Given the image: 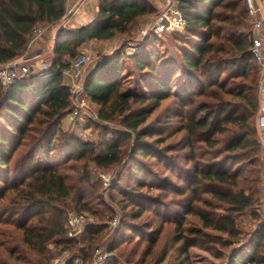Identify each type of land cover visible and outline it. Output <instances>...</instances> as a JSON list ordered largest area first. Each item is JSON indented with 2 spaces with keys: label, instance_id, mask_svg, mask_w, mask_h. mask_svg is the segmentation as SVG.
<instances>
[{
  "label": "trees",
  "instance_id": "obj_1",
  "mask_svg": "<svg viewBox=\"0 0 264 264\" xmlns=\"http://www.w3.org/2000/svg\"><path fill=\"white\" fill-rule=\"evenodd\" d=\"M177 1L186 26L172 28L169 34L175 56L165 58L160 37L154 36L132 56L117 51L89 72L85 91L99 106V117L105 122L119 120L126 130L102 125L98 142L65 131L62 122L73 104L63 70L89 41L130 37L156 12L151 0H99L92 21L56 34L47 69L8 88L0 83V223L22 231L23 243L39 253V263L45 261L50 242L74 243L66 228L70 210L102 215L93 206L102 195L90 179L92 164L103 170L118 166L125 170L131 159L134 186L116 184L118 203L130 208L132 220L149 216L150 211L154 220L161 216L155 228L154 221L122 225L123 235L134 232L148 241L136 263L147 264L169 222L173 255L166 248L151 264H192L193 247L217 252L215 245L229 247L230 239L243 235L235 215L256 209L261 188L257 140L261 71L252 52L256 33L246 0ZM66 3L0 0V64L19 57L38 26L61 20ZM127 61L137 76L125 79ZM127 80L130 85L124 88ZM174 124L170 132L169 125ZM180 133L178 140L169 142ZM139 159H155L169 174L161 175ZM141 189L162 196L178 191L187 198L173 206L179 210L171 217L162 210L172 206L138 192ZM224 204L227 214L217 217ZM189 216L199 225L185 227ZM103 228L92 225L86 233L95 240ZM208 229L229 240L222 241ZM262 263L264 222L229 252L225 264Z\"/></svg>",
  "mask_w": 264,
  "mask_h": 264
},
{
  "label": "rangeland",
  "instance_id": "obj_2",
  "mask_svg": "<svg viewBox=\"0 0 264 264\" xmlns=\"http://www.w3.org/2000/svg\"><path fill=\"white\" fill-rule=\"evenodd\" d=\"M157 0H151L153 6L156 9V12L149 16L146 20L142 21L137 28H135L133 34L130 37H126L125 39L121 37V35H117L116 37L106 40V41H95L91 44L89 48L83 49L80 48L81 52H87L91 56L90 63L84 68L83 73V80H82V88L79 89V91L76 93V96L73 94V80L64 74V79L66 83L70 87L71 91V98H72V104L73 109L71 113H69L62 122L63 129L71 134H74L82 139L85 140H91V141H99V138L102 137V125H108L112 128H118L123 129L120 124L119 120L108 122V121H102V119L99 117V106L92 101V99L86 94L85 91V84L86 80L88 78L89 72L91 69L101 60L106 58L107 56L111 55L112 53L119 52L122 56H132L133 54L141 51V49L144 47L146 42L153 39L154 36H159L160 38V48L162 52L164 51L163 55L165 58L173 57L175 56V48L173 44L170 42V36L169 34L172 32V28L168 27L163 32H156L154 28L155 20L159 14L160 11L163 10V8L166 7L167 3L170 0H160L161 5L158 6L156 4ZM176 1V4L178 5V1ZM252 23V19H251ZM56 25H60V22L50 25H41V27L44 29V38L45 40H50L51 37L56 36L58 32L55 31ZM253 26V23L251 24ZM51 33V35H50ZM42 38L39 39L41 41ZM46 42V41H44ZM47 43V42H46ZM162 43H164V46H162ZM32 42L30 41L28 47L26 50L16 58V60H22L26 57H31L32 61L31 63L34 66V69L36 67H40L41 70H43L42 63H45L48 67L50 64L51 59L49 60L48 56L51 55V50L53 49L52 44L49 45L47 43V47H44L43 51L39 53L38 47L33 48ZM54 45V44H53ZM166 46V47H165ZM79 55V54H78ZM47 57V58H46ZM127 71L124 74V78H133L134 76H137V73L132 70V66H130V61H127ZM130 63V64H129ZM41 65V66H40ZM5 66V64H0V68ZM47 69V68H46ZM261 71V80L263 77V70L260 67ZM34 72H32L33 74ZM31 75V74H30ZM1 83V82H0ZM2 85V84H1ZM130 85V81L127 80L125 83V87H128ZM3 86V85H2ZM4 87V86H3ZM259 91V104H261V95ZM169 102V101H168ZM166 102H164L165 105ZM76 108H79V113L81 114V118H77L74 115V110ZM260 108V106H259ZM159 116V112L156 113L154 119H157ZM259 118V117H258ZM175 128L174 125H169V131L172 132ZM130 134H132L130 132ZM180 134H173L169 142L173 140H178ZM257 140L260 144V162L258 165V171H259V177L261 180V188H260V201L258 203V206L254 210H249L241 214L235 215L236 224L238 227H240L243 230V235L237 239H230L232 243L229 247H224L223 245L217 244L215 245L218 249L217 252H221L222 255H218L217 252H212L213 250H210L206 247H193L190 250L191 254V261L192 264H225L229 252L232 249L237 248L242 244L248 236L259 228L260 224L263 223V212H264V139L261 138V134L259 131V134L257 136ZM152 141V140H151ZM153 142V141H152ZM128 143H131V138L128 139ZM131 144L126 145V149L129 153H132L131 151ZM171 152L170 154H173ZM131 157V155L129 156ZM143 166H146L150 168L151 170H156L161 173V175H168L169 172L167 170L165 171L161 165L156 164V160H140ZM133 172V163L130 159L129 166L123 170V167H112L108 170H103L95 165L90 166V179L92 183H96L99 185V191L102 195L101 201H96L93 203V206L99 210H102V215H96L90 211H78L75 209L70 210L76 211V212H84L86 213L91 219L84 224V226L78 230L77 232L70 234L69 232V226L68 222L66 221V228L68 230V236L74 239V243L71 245H58L56 242H50L47 245L48 252L46 253V259L42 264H75L74 260L77 257H81L83 259L84 264H112V261L117 262V264H140V261L136 263V260H139V258H142L143 252H146L148 248V241L141 235H137L136 233H125L126 235H123V228L122 225L125 223H138V222H144L154 221L153 228H155L157 225L161 222V216L158 217V219H153L154 214H152L150 211V215L143 216L139 220H132L130 208H123L122 204H119L118 198L121 197L119 194L120 189L116 188V184H120V186L129 188L131 184V178L130 175ZM142 175V174H141ZM140 175V177H141ZM122 176V177H121ZM128 176V177H127ZM121 179L119 180V178ZM143 177V175H142ZM141 177V178H142ZM129 185H128V184ZM120 188V187H119ZM131 188V187H130ZM138 192L147 193L148 195H152L155 198L162 199L163 202H166L169 207L175 206L177 202H180L184 199H186V196H182L178 193V191H170V193L166 196H162L161 193H157L155 191L147 192L146 189L138 190ZM207 198H210V196H206ZM101 202V203H100ZM215 204L219 205L218 202H215ZM227 205H221V207H218L217 209V217H222L227 214L226 211ZM179 210V207H173L170 211H166V209H163L162 212H167L166 214L170 215L171 217L175 212ZM68 212V213H69ZM165 214V213H163ZM68 217V215H67ZM118 218V225H112V219ZM141 220V221H140ZM97 226L99 228L106 226V228H103L101 233L96 235V239L92 240L90 239V236L88 233H86L87 228L90 226ZM198 220L195 217L189 216L187 221L185 222L184 226L188 228H193L195 226H198ZM172 226L173 223L169 222L164 225L163 232L159 238V241L157 242V245L154 249V252L148 257L147 264H151L155 258H157L163 251L168 248L170 255L173 253L170 250V237L172 235ZM145 232H148V230H145ZM206 232H209L210 234L222 238V241L229 240L228 236L220 233L217 230L214 229H208ZM142 242V243H141ZM172 247V246H171ZM100 249L102 254H107L104 259H98V257L95 255L96 250ZM173 255V254H172ZM171 255V256H172ZM41 257L39 253L29 248L26 244L23 243L22 240V231L15 227L13 224L9 223H0V264H41L39 263ZM264 264V263H262Z\"/></svg>",
  "mask_w": 264,
  "mask_h": 264
},
{
  "label": "built area",
  "instance_id": "obj_3",
  "mask_svg": "<svg viewBox=\"0 0 264 264\" xmlns=\"http://www.w3.org/2000/svg\"><path fill=\"white\" fill-rule=\"evenodd\" d=\"M247 9L250 18L252 19L253 29L256 36L253 41L252 52L257 60L259 67L263 70V77L259 86L261 95V104L259 108L258 127L261 138L264 139V0H246ZM154 28L156 32H163L166 28L183 29L186 26V19L175 0H170L166 7L159 12ZM45 35L44 29L38 26L34 32L31 42L34 43ZM32 58L26 57L22 60H13L0 68V82L8 88L14 82L27 78L34 72V66L31 63ZM91 56L87 52H81L79 55L70 60L68 66L63 70V74L73 80V95L82 88V80L84 68L90 63ZM44 69L48 68L45 63L41 64ZM40 65V66H41ZM74 115L81 118L79 108L74 110ZM91 218L84 212L71 211L68 213L67 222L69 226V233L73 234L80 230L85 223ZM264 222V212H263ZM112 225H118V218L112 219ZM98 259H104L107 254H102L100 249L95 252ZM75 264H84L81 257L74 260Z\"/></svg>",
  "mask_w": 264,
  "mask_h": 264
},
{
  "label": "crops",
  "instance_id": "obj_4",
  "mask_svg": "<svg viewBox=\"0 0 264 264\" xmlns=\"http://www.w3.org/2000/svg\"><path fill=\"white\" fill-rule=\"evenodd\" d=\"M156 4L160 6L161 1L157 0ZM98 11H99V0H67L66 14L61 20L58 21L60 22V25H56L55 31L59 32V31H64V30H69V29H76L80 26H83L89 23L90 21H92L98 14ZM44 41L49 43V45L52 43L54 44L55 36L51 37L50 40H47V39L45 40L44 37L41 39V41H39L38 39L32 44V47L33 48L38 47V51L39 53H41L44 47H47L46 46L47 43ZM93 42L95 41H89L85 43L82 48L83 49L89 48ZM53 44H52V47H54ZM48 58L50 60L51 55H49ZM40 70H41L40 67H36L34 69V73Z\"/></svg>",
  "mask_w": 264,
  "mask_h": 264
}]
</instances>
